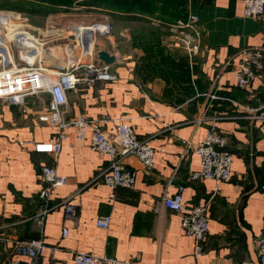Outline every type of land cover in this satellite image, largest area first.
Instances as JSON below:
<instances>
[{"label":"crops","instance_id":"0c3cea01","mask_svg":"<svg viewBox=\"0 0 264 264\" xmlns=\"http://www.w3.org/2000/svg\"><path fill=\"white\" fill-rule=\"evenodd\" d=\"M167 1L173 6L165 13ZM87 8L122 24L116 34L95 39L94 27L80 29L84 22L73 21L71 30L87 39L81 42L85 53L80 57L78 47L67 44L53 57L51 49L63 41L43 40L50 47L45 50L37 38L19 31L18 13L0 12L13 14L17 30L10 39L29 45L20 46L24 52L32 46L30 60L46 56L58 59L56 68L69 67L87 59L95 43L115 57L108 65L115 80L80 81L68 91L64 119L97 120L110 134L118 124H131L139 138L149 139L156 149L154 167L146 169L137 156L129 155L124 163L137 171L135 186L111 189L99 178L109 158L90 148V129L78 135L73 127L67 128L58 153L37 152L29 144L58 140L61 129L47 119L48 92L28 96L25 106L0 101L3 264L16 256V240L34 238H43L46 244L40 264H73L76 252L114 257L119 264L258 262L257 241L264 236V122L256 116L264 111V62L247 88L237 85L235 66L241 48H264V17H245L244 0H74L71 6L61 4L44 15L56 23L68 15L87 17L81 12ZM192 15L199 21L191 34L196 48L189 52L174 25ZM94 58L104 64L97 55ZM75 73L83 77V68ZM212 128L225 137L226 149L234 156L230 181L190 178L200 169V158L183 140L195 145ZM45 165L54 166L63 182L53 191L54 208L39 225ZM180 185L185 186L186 205L209 203V231L201 253L195 252V239L184 232L180 214L163 203V197ZM68 198L77 205L74 217H67L60 204ZM105 215L111 216L109 229L97 225ZM64 227L69 230L66 238Z\"/></svg>","mask_w":264,"mask_h":264},{"label":"built area","instance_id":"2783aa9c","mask_svg":"<svg viewBox=\"0 0 264 264\" xmlns=\"http://www.w3.org/2000/svg\"><path fill=\"white\" fill-rule=\"evenodd\" d=\"M243 13L247 18L264 17V0H244ZM198 21L199 17L192 15L188 21L181 19L174 25L181 43L189 52H193L196 48L192 43L194 38L191 34L196 32L194 27ZM72 25L67 26L70 29L69 35L63 34L66 30L65 27L59 29L50 25H47L46 30L42 32L54 39H68L67 46L77 45L78 50L82 52L84 46H82L83 43L81 44V42L83 40L87 42V39L84 38L83 34L80 33L79 35L78 30L73 32L70 28ZM88 27H94L96 32L95 39H97L99 35L109 34L112 26L109 20L104 19L103 22L83 25L85 29ZM0 38H2L1 35ZM73 42L74 45L71 44ZM42 43L44 46L46 45L44 41ZM25 46L29 48V45H24L21 42V47ZM49 48L46 46L45 50ZM33 51L32 46L27 52L21 49V53L18 55V62L11 49H9L10 55L8 57L0 55V101L25 106L28 96L44 92H48L51 95L47 119L51 125L61 129L58 140L48 143H33L29 141V144H33L37 152L58 153L62 142L68 137L65 131L67 128L73 127L78 135H81L85 129H90V148L106 155L110 161L109 165L100 173L99 178L111 189L119 187L133 188L137 181V171L125 166L124 160L129 155H135L146 169H152L155 163L156 149L150 144V140L139 138L133 126L128 123L118 124L115 133L110 134L102 130L97 120L86 117H80L72 121L64 119V107L68 104V91L76 89L80 81L91 84L97 79L115 80L116 77L109 71V66L99 64L94 58L96 55L98 56V52L94 51L88 56V60L85 59L83 62L77 60L73 62L71 67H55L53 69L42 63L43 60H46V56L44 58L34 57L30 60L29 55H33ZM11 54L13 58H11ZM236 56L235 73L237 85L241 88H247L263 68L264 48L261 46L243 47L237 52ZM81 68H83V77H79L75 73ZM256 117L264 122V111L260 112ZM183 142L187 145V148H193V151L200 158L201 167L191 173L190 178L192 180L214 179L217 182H226L232 179L234 156L226 149L225 137L216 129L208 130L205 137L195 145L188 140H183ZM41 174L45 187L40 192L43 208L37 215L39 225L44 223L46 215L54 208L52 205L53 191L63 182V178L58 174L54 166H43ZM184 189L185 186L180 185L174 194L163 197V203L167 208L180 214L181 226L184 232L195 239V252L201 253L204 250V243L209 231V203L199 202L186 205L183 197ZM262 189H264V179L262 181ZM111 198H114L113 193ZM60 204L64 206L67 217L76 215L77 205L69 198L63 200ZM97 225L109 229L111 216L100 217L97 220ZM68 234V228L64 227L63 237L66 238ZM45 247L46 244L43 238H34L27 241L16 240L14 242L16 256L11 259L10 264H40L39 259ZM257 247L259 261H242L240 264H264V236L259 237ZM3 262L4 260L0 256V264H3ZM73 264H119V261L114 257L76 252Z\"/></svg>","mask_w":264,"mask_h":264},{"label":"rangeland","instance_id":"374dc122","mask_svg":"<svg viewBox=\"0 0 264 264\" xmlns=\"http://www.w3.org/2000/svg\"><path fill=\"white\" fill-rule=\"evenodd\" d=\"M83 1H79L77 2L78 5L81 6V3ZM9 3H11L10 0H0V6L2 7H8ZM8 4V5H7ZM68 6H71L72 4H67ZM68 9V8H66ZM13 11L14 13H18L19 14V19H17V23L19 24V31H24V32H28L31 36H34L35 38H37L39 40V42L41 41V43L44 41H46L47 39L50 38V42L49 43H53L55 44L56 42H61V45H65L66 43H68V39L66 38H60V39H54L52 38L51 36L49 35H46V33L42 32V31H45L46 28H47V25H50V26H55L59 29L61 28H66L65 32H63L64 35H69V31L70 29L67 28L68 25H72L75 21V23H78L80 24L79 22H84L83 24H86V25H90V24H94L95 22H103L104 19L105 20H109L111 22V31H110V34H116L120 29H121V22H119V20H116L114 19L113 17H111L110 15H101V14H98L97 12H99V10H94V9H84V11H81L83 14L86 13L88 16L87 17H83V16H80L78 15L79 14V11L76 13V15L78 16H63L60 19L58 20H55V21H58L56 23H52V22H49L48 21V17H46L44 15V13L42 12H39L38 10H33L30 8L31 12H26V11H17V10H9V9H0V11ZM88 12H92V13H88ZM81 13V14H82ZM75 17V18H74ZM4 19V18H3ZM0 34H3L6 36V33L5 32H1ZM43 34V35H42ZM45 36H49V37H45ZM4 36H2L3 38ZM101 37V36H99ZM15 39H10L9 41V46H10V49H11V52L12 54L15 56L17 62H18V55L19 53H21V49L19 48L21 46V44H17L16 42H14ZM68 41V42H67ZM47 43L45 46L42 45L43 48H46V46L49 44ZM74 45V42L71 43ZM63 45V46H64ZM69 46V45H68ZM77 46V45H76ZM55 48V47H54ZM58 48V47H57ZM99 45H97L96 43L94 44V50L99 52L100 50H105V49H99ZM31 49V48H30ZM78 50V49H77ZM118 50V49H117ZM122 52H124V49H120ZM79 52L77 53L80 57V50H78ZM61 52V51H60ZM94 52V51H93ZM59 54V56H62V52L61 54L59 52H57ZM89 58V57H87ZM49 58L46 57V60H41L43 64H46V65H49V67L55 65L54 67H56L58 64V59L54 58L53 60H48ZM63 59H65V54L63 53ZM81 60L82 62L84 61V59H79ZM88 60V59H87ZM65 67V66H64ZM71 67V66H70ZM66 68V67H65Z\"/></svg>","mask_w":264,"mask_h":264},{"label":"trees","instance_id":"16d2710c","mask_svg":"<svg viewBox=\"0 0 264 264\" xmlns=\"http://www.w3.org/2000/svg\"><path fill=\"white\" fill-rule=\"evenodd\" d=\"M11 3H9L8 7H2L0 6V9H9V10H17V11H26L31 12L30 8L35 10H38L39 12H42L44 14H47L48 12H51L53 10H56L58 8V5L61 4H72L74 0H10ZM117 7H121L122 2H116L111 1V3ZM164 6H167L166 11L169 9V7L173 6L172 1H167ZM164 17V16H163ZM151 44V43H148ZM157 44V43H156ZM156 45V49L161 51V49ZM264 62V59H263Z\"/></svg>","mask_w":264,"mask_h":264},{"label":"bare ground","instance_id":"6f19581e","mask_svg":"<svg viewBox=\"0 0 264 264\" xmlns=\"http://www.w3.org/2000/svg\"><path fill=\"white\" fill-rule=\"evenodd\" d=\"M12 15L13 14L9 12H0V33L1 32L6 33V36L3 34H0L1 36H4L3 38H0V53H1L0 55H6L5 53L9 52V49H10L9 41H10L11 35L17 30V26L13 22ZM7 26L10 27L8 30L6 29ZM82 28L83 27H81L80 29ZM56 50H58V48L51 49V55L53 57H57Z\"/></svg>","mask_w":264,"mask_h":264},{"label":"water","instance_id":"95a60500","mask_svg":"<svg viewBox=\"0 0 264 264\" xmlns=\"http://www.w3.org/2000/svg\"><path fill=\"white\" fill-rule=\"evenodd\" d=\"M58 50L62 51L63 45H59ZM98 57L106 65H110L111 63H113V61L115 59V57L111 53H109L107 50H100L98 52ZM0 62H1V57H0Z\"/></svg>","mask_w":264,"mask_h":264}]
</instances>
